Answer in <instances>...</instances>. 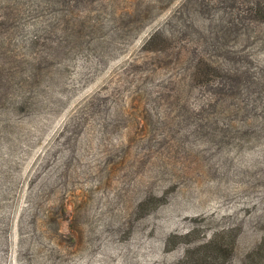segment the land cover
Segmentation results:
<instances>
[{"label":"rangeland","instance_id":"374dc122","mask_svg":"<svg viewBox=\"0 0 264 264\" xmlns=\"http://www.w3.org/2000/svg\"><path fill=\"white\" fill-rule=\"evenodd\" d=\"M0 264H264V0H0Z\"/></svg>","mask_w":264,"mask_h":264}]
</instances>
